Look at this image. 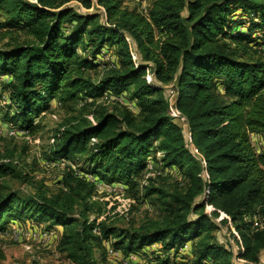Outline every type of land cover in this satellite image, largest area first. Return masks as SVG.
Listing matches in <instances>:
<instances>
[{"label": "trees", "instance_id": "1", "mask_svg": "<svg viewBox=\"0 0 264 264\" xmlns=\"http://www.w3.org/2000/svg\"><path fill=\"white\" fill-rule=\"evenodd\" d=\"M147 1L129 9L123 0H0L4 121L31 134L53 100L93 108V119L61 126L43 153L69 161L56 192L8 188L6 177L28 178L13 150L0 151V233L24 219L60 226L56 248L76 264H95L96 253L104 260L103 240L125 255L151 254L155 264H169L186 243V264H233L215 233L225 226L237 256L260 263L264 228L248 218H264V147L250 141H264V0ZM103 50L114 60L93 80L87 73L102 66ZM108 91L127 102L98 101ZM149 163L161 173L142 184ZM170 173L182 180L173 190L154 182ZM96 181L151 198L163 219L129 229L108 216L97 222L104 207L93 200ZM156 243L159 250H145Z\"/></svg>", "mask_w": 264, "mask_h": 264}, {"label": "rangeland", "instance_id": "2", "mask_svg": "<svg viewBox=\"0 0 264 264\" xmlns=\"http://www.w3.org/2000/svg\"><path fill=\"white\" fill-rule=\"evenodd\" d=\"M138 0H123V6L129 9L138 6L136 3ZM149 1L145 0L144 5L147 6ZM75 5V3H74ZM76 6V5H75ZM79 11L85 12L84 10ZM102 14V13H100ZM3 15L0 13V21ZM104 17L101 16L100 20ZM113 54L108 51V54L102 60V66L96 69H89L88 76L93 80H98L105 71L103 67L107 62L110 63L113 59ZM104 64V65H103ZM150 77V75H148ZM1 79V78H0ZM7 91L3 92L0 96V151L6 149L14 151V159L19 163V168L26 174L28 180L23 181L22 179L6 177L3 182L4 184L12 189L18 190L24 195L32 194L36 191L38 186H42L48 193L56 192L58 189L57 180L60 178L62 173L61 166L51 168L44 164L43 153L49 148L51 139L57 130H60L63 125L73 122L75 118L80 115H86L90 120L93 119L91 110L92 107L80 108L76 102L60 104L57 100H53L44 111L40 113L36 118V122H39L38 127L34 133H29L25 136H11L5 134L7 128V122L2 118L5 107L8 104ZM170 101L172 102L173 96L169 94ZM125 102L127 100L123 98ZM109 107L114 103L105 102ZM129 105L128 103H126ZM112 109V108H111ZM133 110V107H132ZM172 117L174 121L181 126L186 138H188V127L185 118L179 114L176 110H172ZM19 128V127H18ZM262 137V136H261ZM260 136L258 138H261ZM256 134L250 135V141L254 147L260 145ZM262 139V138H261ZM254 140V143L252 142ZM263 148V145L258 149ZM174 173V172H173ZM170 173L165 178H156L154 182L158 185L166 187L168 190H173L179 183L181 178ZM145 179V178H144ZM140 180V183L146 184L147 179ZM121 187H115L114 190H103L95 192L93 200H98L104 207V213L100 216H108L107 222L118 228H138L139 226L146 224L150 221L163 219L164 212L162 208L149 199H135L131 204L129 210L126 213H112L116 210L117 206L123 203V196ZM126 197V196H125ZM122 210V207H121ZM93 215L91 216V218ZM99 218V219H100ZM102 219V218H101ZM100 219V220H101ZM31 223L30 220H28ZM24 220H19V223H24ZM36 226H45L44 222L38 223L33 222ZM60 232V229L58 228ZM218 241L230 248L233 252V264H262L264 259V252L260 254V263L248 262L237 256V246L230 236L229 230L225 226H221L218 230H215ZM0 264H76L67 259L56 247H45L40 246L32 241L27 240H15L9 234L0 233ZM95 264H114L108 261L106 258L102 260L96 253L94 255ZM155 264L153 258H148L142 255L139 259L138 264Z\"/></svg>", "mask_w": 264, "mask_h": 264}, {"label": "built area", "instance_id": "3", "mask_svg": "<svg viewBox=\"0 0 264 264\" xmlns=\"http://www.w3.org/2000/svg\"><path fill=\"white\" fill-rule=\"evenodd\" d=\"M108 54L107 50H103L102 52V56L101 59L103 60L104 57ZM114 60V58L112 59ZM7 77H1L0 81L2 79H6ZM169 94L173 97H175V92L174 90H170ZM87 101H90V99L88 98ZM98 101H103V102H110V101H116L119 103H125L124 99L122 96H115L113 95L110 91L108 92H104V94L99 98ZM129 104V103H128ZM79 105L81 106L82 103L81 101L79 102ZM131 109L133 106H131L130 104L128 105ZM172 110H175L172 107ZM133 111L137 112V109L133 107ZM5 134L7 135H11V136H25L29 134V132L27 130L24 129H20L15 125L12 124H8L7 128L5 130ZM259 137V135H257V138ZM93 141H95V139L92 138ZM258 140L260 141V145H257V148H260L262 145L264 147V141L261 138H258ZM53 141V139H51V142ZM252 142L254 143V140H252ZM44 164L50 166L51 168H54L56 166H61V168H63L66 164H69V161L67 160H60L57 162H52V161H45ZM167 170H164V174H166ZM161 171L159 170H155L153 168V164L149 163L147 165V172L144 176L145 179H147L150 176H154L155 174H160ZM89 180L91 181H95V177L94 176H88ZM115 187H121L122 189V195H124V190L122 185L119 184H109V185H105L103 182H99L96 181L95 182V191L99 192V191H103V190H114ZM94 197V196H93ZM123 203L119 206H117L116 210H114V212L112 211V213H126L131 204L134 202V199L130 198V197H125L123 196L122 199ZM122 207V210H121ZM103 218V217H101ZM100 218V219H101ZM98 219L97 222L100 220ZM29 219L25 220V222L22 224H14L11 223V225L3 232V234H9V236L11 235L15 240H27V241H32L40 246H45V247H56L57 245V241L59 239L60 236V232L58 231V227L56 228H51V229H46L44 228V226H36L33 221H31V223H29L28 221ZM248 220L252 223V227L256 228V229H263L264 228V218L259 217L258 215H253L251 218H248ZM93 233L95 235L100 236V230L95 227L93 229ZM2 235V234H0ZM103 245L105 246L106 249V258L108 261L113 262L114 264H138L139 259L142 258V255H144L145 257L150 258L151 254L146 255V253H142V252H137V253H129L127 255L123 254V252L121 250L118 249H114L111 244L110 241L108 240H103ZM161 248V244H152L151 246L147 247L145 250H149V251H157ZM190 250V244L186 243L184 244L183 247H181L178 250L177 255H173L170 254V261L169 264H186V260L182 259L183 256H185L186 254L189 253ZM152 258V257H151ZM152 264V263H150Z\"/></svg>", "mask_w": 264, "mask_h": 264}, {"label": "crops", "instance_id": "4", "mask_svg": "<svg viewBox=\"0 0 264 264\" xmlns=\"http://www.w3.org/2000/svg\"><path fill=\"white\" fill-rule=\"evenodd\" d=\"M11 223L17 224V223H19V221H11V222L7 225L6 229L11 225ZM58 228L60 229V233H61V231H62V227L58 226Z\"/></svg>", "mask_w": 264, "mask_h": 264}]
</instances>
